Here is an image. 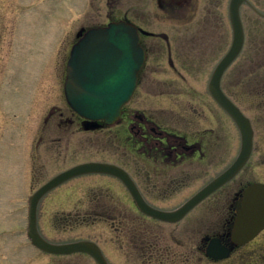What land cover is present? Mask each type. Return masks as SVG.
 <instances>
[{"label":"flooded vegetation","instance_id":"flooded-vegetation-1","mask_svg":"<svg viewBox=\"0 0 264 264\" xmlns=\"http://www.w3.org/2000/svg\"><path fill=\"white\" fill-rule=\"evenodd\" d=\"M89 1L93 21L78 26L75 41L110 21L132 24L145 54L136 86L112 123H89L67 103L65 112L59 100H45L40 87L33 96L36 105L27 107L32 113L44 110L37 131L10 133L0 142V164L7 146L17 155L5 164L11 184L25 182L26 175L30 179L36 155L45 158L56 150L55 162L62 169L55 174L81 162L110 163L147 204L164 211L180 206L239 153L238 126L210 93L209 82L241 35V48L224 67L220 87L248 117L252 137L247 159L230 179L176 219L144 212L127 183L113 173L70 177L47 191L39 203L47 206L63 199L59 192L67 186L82 190L76 208L80 205L84 220L103 222L104 243L77 240L96 243L107 264H264V0ZM53 87L63 85L46 92L55 91ZM10 89L0 90V112L12 103ZM240 98L250 102L251 110L243 108ZM3 121H8L7 115ZM92 124L95 128H88ZM63 131L70 135L65 145ZM75 132L85 134L81 144L86 155L93 152L96 136L102 137L105 157L72 163L79 158L78 147H72ZM15 171H23L22 176H15ZM97 175L106 178L103 191L92 188L90 180ZM253 186L258 189L248 191ZM73 253L99 264L86 252Z\"/></svg>","mask_w":264,"mask_h":264},{"label":"rangeland","instance_id":"rangeland-1","mask_svg":"<svg viewBox=\"0 0 264 264\" xmlns=\"http://www.w3.org/2000/svg\"><path fill=\"white\" fill-rule=\"evenodd\" d=\"M100 7L102 8V4ZM93 15L89 0H0V90L11 87L7 93L12 102L9 106H4V115L0 112L1 143L6 141L10 133L33 134L37 131L39 118L44 110L39 108L32 113L27 107L36 105L33 96L40 87H43L40 91L46 93L45 100H59V106L67 112L63 87H53L55 91H46L51 86L63 85L68 51L75 42L77 28L81 24L92 22ZM239 100L245 110H251L247 99ZM24 107L27 109H23ZM6 115L8 121H3ZM63 133L64 144L68 142L70 135L65 131ZM84 135L80 132L73 134L76 139L72 142V147H78L79 158H75L72 163L90 157L103 159V138L96 136L93 152L86 155L85 144H81L86 141ZM1 143L0 161L3 148ZM7 148L0 164V264H90L88 262L91 258L77 253H45L35 247L26 235L28 196L62 169L55 162L58 152L49 151L45 158L43 156L39 159L36 155L37 160L31 162L33 168L30 169V179L26 175L25 182H15L13 185V178L6 171L5 164L17 159V155H12L11 146ZM22 174L23 171H15L17 177ZM32 177L35 182L31 180ZM105 180L103 175L93 177L90 180L92 188L103 191ZM70 187L59 192L64 195L63 199H57L47 206L41 202L37 214L40 232L54 242L74 241L83 237L94 238L103 244V222L93 223L80 216L79 212L83 210H80V205L76 208V205L80 202L82 190ZM102 195L103 193H97V196Z\"/></svg>","mask_w":264,"mask_h":264},{"label":"water","instance_id":"water-1","mask_svg":"<svg viewBox=\"0 0 264 264\" xmlns=\"http://www.w3.org/2000/svg\"><path fill=\"white\" fill-rule=\"evenodd\" d=\"M241 35L215 68L209 90L237 123L242 135L238 157L219 176L197 191L183 205L173 211L164 212L149 206L139 197L137 189L115 165L104 162H85L62 171L39 187L28 200L27 235L37 247L53 253L85 251L93 255L99 264H107L99 247L92 241L80 240L68 243H52L44 239L37 228L36 207L45 191L65 179L84 172H108L121 177L135 196L140 208L162 218L179 216L201 198L209 194L222 182L229 179L247 158L252 130L249 120L222 92L219 86L221 73L241 47ZM144 61V51L138 43L133 25L117 21L105 27L90 29L72 46L67 61L64 92L69 105L81 116L94 122L103 119L112 123L117 119L121 105L129 98L135 84L137 72Z\"/></svg>","mask_w":264,"mask_h":264},{"label":"bare ground","instance_id":"bare-ground-1","mask_svg":"<svg viewBox=\"0 0 264 264\" xmlns=\"http://www.w3.org/2000/svg\"><path fill=\"white\" fill-rule=\"evenodd\" d=\"M43 184H45V183H43ZM43 184H41L39 187H41ZM55 186H56V185H55ZM55 186H53L52 188H54ZM39 187H38V188H39ZM38 188H37V189H38ZM50 189H51V188H50ZM50 189H48L47 191H49ZM47 191H45L44 194H45ZM44 194H43V195H44ZM43 195H42V196H43ZM42 196H41V197H42ZM41 197H40V199H41ZM40 199H39V200H40ZM38 202H39V201H38ZM39 205H40V203L38 204V207H36V208H37V212H39ZM148 205H149V204H148ZM149 206H151V205H149ZM139 207H140V206H139ZM151 207H152V206H151ZM154 209L159 210V208H154ZM142 210H143V209H142ZM173 210H174V209H172V210H170V211H173ZM143 211H144V210H143ZM162 211H163V210H162ZM168 211H169V210H168ZM168 211H164V212H168ZM144 212H146V211H144ZM146 213H148V212H146ZM171 216H173V215H171ZM171 216H170V217H171ZM170 217H169V218H166V219H171ZM177 217H178V216L173 217L172 219H176ZM45 238H46V237H45ZM46 239H47V238H46ZM48 240L51 242L50 239H48ZM55 242H56V241H55Z\"/></svg>","mask_w":264,"mask_h":264}]
</instances>
